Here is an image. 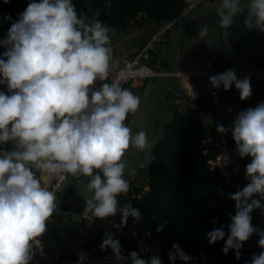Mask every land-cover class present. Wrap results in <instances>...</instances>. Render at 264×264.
<instances>
[{
    "label": "clouds",
    "instance_id": "1",
    "mask_svg": "<svg viewBox=\"0 0 264 264\" xmlns=\"http://www.w3.org/2000/svg\"><path fill=\"white\" fill-rule=\"evenodd\" d=\"M245 8L244 27L264 32V0H219V28L229 29ZM5 19L11 27L0 40L5 49L0 54V85L7 87V92L0 90V264H30L37 237L47 232L57 208L55 194L42 186L36 173L88 177L85 187L92 195L85 198V214L106 219L119 213L123 226L129 217L140 223L141 210L130 204L120 207L117 197L130 189L123 158L130 147L145 150L147 136L144 131L133 133L125 123L138 110L136 95L117 83L105 82L94 90L97 80L108 79L106 25L98 19L85 24L72 0H30L17 20ZM208 33L209 26L201 25L199 37L205 39ZM209 82L215 89L231 90L234 85L241 101L252 96L250 77L238 78L232 69L210 75ZM216 130L224 135L231 131L237 155L251 157V162L245 166L248 183L228 194L236 209L228 232L215 228L207 233L208 243L224 240L223 253L233 251L240 260V250L255 234L262 251L245 264H264V229L253 226L251 215L255 210L264 215V102L240 111L230 128L217 125ZM9 143L11 150L2 147ZM166 223L158 224L156 232ZM145 235L150 238L151 231ZM100 248L111 249L117 264H163L158 254L144 259L130 251L125 256L112 233L104 234ZM177 258L184 264L194 259L173 243L168 259L175 264ZM85 259L81 253L77 264Z\"/></svg>",
    "mask_w": 264,
    "mask_h": 264
},
{
    "label": "trees",
    "instance_id": "2",
    "mask_svg": "<svg viewBox=\"0 0 264 264\" xmlns=\"http://www.w3.org/2000/svg\"><path fill=\"white\" fill-rule=\"evenodd\" d=\"M180 1L72 0L79 17L89 25L95 19L104 25L122 24L133 21L141 12L164 14L178 8ZM29 2L10 0L5 3L0 0V15L4 18L11 16L15 21ZM108 4H111L110 8ZM8 23L11 27L9 20ZM6 36L0 35V40ZM4 51L0 47V54ZM205 137L200 111L190 105L189 97L177 98L171 117L152 148L147 168L148 191L133 198L130 203L141 210L143 219L135 223L129 217L126 226H116L108 218L94 217L89 230L90 239L101 244L104 234L112 233L120 241L124 254L137 251L144 259L153 253L172 251L173 243H177L185 253L206 264H227L233 251L227 255L223 253L224 240L210 245L207 233L221 227L225 214L235 215L234 201L228 195L234 192L226 177L209 167L208 160L219 149L211 144L206 148ZM224 182L231 190L229 193L225 191ZM214 220L216 223H213ZM165 222L164 230L156 232L157 225ZM148 231H151L150 238L145 235ZM156 246H159L158 251Z\"/></svg>",
    "mask_w": 264,
    "mask_h": 264
},
{
    "label": "water",
    "instance_id": "3",
    "mask_svg": "<svg viewBox=\"0 0 264 264\" xmlns=\"http://www.w3.org/2000/svg\"><path fill=\"white\" fill-rule=\"evenodd\" d=\"M218 3L219 0H206L190 10L169 33L167 42L156 45L152 51L148 64L158 75L153 80L145 79L144 86L133 92L140 104L136 113L130 114L128 124L136 126L138 131H144L145 118L147 147L141 151L133 146L126 152L123 162L126 165L125 179L129 183L137 177H147L153 145L162 135L177 98L187 94L176 74H192L190 83L196 88V102L204 109L211 110L217 125L225 128L233 125L240 111L263 102L241 101L234 85L230 91H222L213 88L209 82L208 74L232 69L238 78L249 76L251 84H260L261 79L242 74L264 71V32L258 29L249 31L244 27L247 8L235 18L229 29H220L216 15ZM204 24L209 26V33L205 39H201L199 29ZM202 72L205 74L201 75ZM162 87H168L171 92L160 101L157 97ZM150 115L153 117L152 125ZM87 183L88 177L72 176L62 188L55 211L59 227L44 242L50 257L55 254L77 256L84 251L90 239L89 230L84 224L85 198L91 195L85 187ZM155 250L158 251L159 246ZM192 264H196V261Z\"/></svg>",
    "mask_w": 264,
    "mask_h": 264
},
{
    "label": "built area",
    "instance_id": "4",
    "mask_svg": "<svg viewBox=\"0 0 264 264\" xmlns=\"http://www.w3.org/2000/svg\"><path fill=\"white\" fill-rule=\"evenodd\" d=\"M205 1L206 0H181L179 7L173 9L171 12H166L164 14L155 13L153 15L141 12L135 16L133 21H125L122 24L106 25L110 29V43L108 45L110 48V57L121 53L123 54V58L119 65L108 76V79L102 83H117L123 88L124 85L134 80H140L142 82L145 79L150 80V78L157 76L158 72H156L148 64V60H150L155 46L158 44L164 45L167 42L169 33L176 27L181 18L190 10L200 6ZM138 37H143L138 49L133 55L127 54L130 42ZM260 72L261 73L257 78L261 79V83L251 84L252 96L248 100H260L264 102V71ZM220 73L223 72L211 73L208 75ZM203 74L205 73L202 72L201 75ZM176 75L179 77L180 85L183 88H185L187 83H190V76L192 74L178 73ZM102 83L99 84L97 90H99ZM218 90L230 91L224 90L223 87ZM186 96L189 97L190 105L200 111L202 122L206 131L204 141L209 142L211 145L219 149V152L208 160L207 163L209 167L211 169H216L221 175L225 176L227 182L231 186V189L235 193L248 183V180L246 179L245 166L251 162V157L240 158L237 155L233 137L219 139L216 136L218 133L216 130L217 123L211 110L203 109L201 105L196 102V94H186ZM205 110H207V112H205ZM36 175L42 186L55 194L56 204L62 188L67 180L72 177L71 174H64L62 177L50 174L47 178H42L37 173ZM146 181L147 178L142 176L137 177L135 180L130 182V189L126 197L127 200L125 202H120V207L130 204L133 198L148 191ZM234 210L236 211L235 202ZM251 215L253 226L264 229V215L261 214V211L255 210ZM87 216L94 219V216L91 213H84V217L87 218ZM108 219L116 226L121 224V217L119 213L115 217H108ZM57 224L58 219L54 212L48 222L47 232L43 236L37 237V243L34 248V257L30 264H77L80 255L64 257L60 254H55L50 257L48 252L45 250L44 242L52 236L53 229ZM258 239L259 237L254 234L240 250L241 259L237 260L235 253L233 252L232 256L229 260H227V264H245L246 261L250 262L254 253L262 251V249L258 247ZM170 251L158 254L162 258L163 264H172V262L168 259ZM82 253L86 254L84 264H117V262L113 259L111 249L102 251L100 248V242L97 240L92 241L89 239ZM124 255L127 256L128 254ZM149 257L145 259H149ZM193 261H196V264H206L202 260L195 258L189 262V264H192ZM121 264H130V260L121 262ZM175 264H184V262L176 260Z\"/></svg>",
    "mask_w": 264,
    "mask_h": 264
},
{
    "label": "crops",
    "instance_id": "5",
    "mask_svg": "<svg viewBox=\"0 0 264 264\" xmlns=\"http://www.w3.org/2000/svg\"><path fill=\"white\" fill-rule=\"evenodd\" d=\"M1 25L2 24H0V27H1ZM3 25H4V27L7 25L5 27V29H7V30H6V32H3V33L0 31V35H6L7 32H8V29L10 28V24L9 23L8 24H4L3 23ZM142 39H143V37L142 38L141 37L140 38L138 37V38H135L133 41H131L127 54L133 55L135 53V51L138 49L139 45L141 44ZM122 58H123V54H121V53H118V54L113 55L112 57H110L109 69H108V76L119 65V63L122 60ZM260 73H261L260 71H255L253 73L252 72H247V73H243V74L244 75H251V76L258 77V75H260ZM100 83H102V82L99 81V80L96 81L95 85L93 86L94 87V90H97V88H98V86H99ZM142 83H143V81L142 82H139V83H134V81H132V82L124 85L123 88L128 89V90H130L133 93L136 90L141 89V88H139V86ZM0 90L7 92V87L5 85H0ZM205 112H207V110H205ZM125 123L131 128V130H132L133 133L134 132H139L136 126H134L132 124H128L129 123V117H128V119H127V121ZM216 136L219 139H222V138H226V137H232V134H231V132H228L226 135H224V134H221V133L218 132L216 134ZM204 144H205L206 148L208 147V145H210V143L207 142V141H204ZM2 147L5 148L6 150H11V148H12V146H11L10 143L9 144H6V145H3ZM37 174H39L42 178H47L50 175L49 173H43V174H41L39 172ZM126 197H127V194H121L120 196L117 197V199H118L119 203L120 202H125L127 200ZM92 222H93V218L92 217L91 218L88 217V216H87V218L84 217L85 227H87L89 230L92 227ZM58 227H59V224H57L54 227L53 232H55L58 229Z\"/></svg>",
    "mask_w": 264,
    "mask_h": 264
},
{
    "label": "bare ground",
    "instance_id": "6",
    "mask_svg": "<svg viewBox=\"0 0 264 264\" xmlns=\"http://www.w3.org/2000/svg\"><path fill=\"white\" fill-rule=\"evenodd\" d=\"M262 39H263V41H264V33H263V35H262ZM259 73V72H258ZM256 77V76H255ZM139 82H141L140 80H134V83H139ZM142 85V84H141ZM184 91L187 93V94H196V88L194 87V85L193 84H191V83H187L186 85H185V88H184ZM171 91H170V89L168 88V87H162V89H161V91H160V95L157 97L160 101H163L164 99H165V96H167L169 93H170ZM150 118H151V125H152V120H153V117H152V115H150ZM139 120V119H138ZM146 124L147 123H145V118H144V127L142 128L144 131H146Z\"/></svg>",
    "mask_w": 264,
    "mask_h": 264
},
{
    "label": "rangeland",
    "instance_id": "7",
    "mask_svg": "<svg viewBox=\"0 0 264 264\" xmlns=\"http://www.w3.org/2000/svg\"><path fill=\"white\" fill-rule=\"evenodd\" d=\"M3 23H4V24H8V20L5 19L4 17H2V16L0 15V24H2L1 27H0V31H1L2 33H3V32H6V30H7V29H5V27H6L7 25L4 27ZM153 79H155V78H150V80H153ZM145 83H146V81H143L142 85H140L139 88H142V87L144 86ZM185 97H186V96H185ZM223 185L226 186V190H225L226 193H229L231 190H230L229 187L225 184V182H224ZM228 224H230V215H229V214H225V215L222 217V220H221V227H223L224 230H225L226 232H228V228H227V225H228Z\"/></svg>",
    "mask_w": 264,
    "mask_h": 264
}]
</instances>
